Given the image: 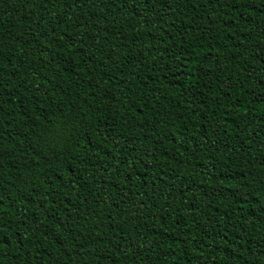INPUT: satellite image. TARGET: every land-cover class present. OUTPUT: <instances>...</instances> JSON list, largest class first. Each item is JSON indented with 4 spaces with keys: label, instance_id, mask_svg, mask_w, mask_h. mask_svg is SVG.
<instances>
[{
    "label": "trees",
    "instance_id": "1",
    "mask_svg": "<svg viewBox=\"0 0 264 264\" xmlns=\"http://www.w3.org/2000/svg\"><path fill=\"white\" fill-rule=\"evenodd\" d=\"M0 264H264V0H0Z\"/></svg>",
    "mask_w": 264,
    "mask_h": 264
}]
</instances>
